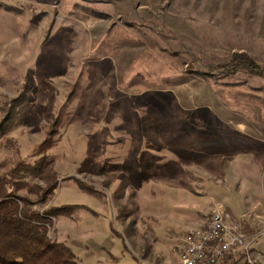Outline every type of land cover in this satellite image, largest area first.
<instances>
[{
	"label": "rangeland",
	"instance_id": "rangeland-1",
	"mask_svg": "<svg viewBox=\"0 0 264 264\" xmlns=\"http://www.w3.org/2000/svg\"><path fill=\"white\" fill-rule=\"evenodd\" d=\"M240 53L264 69V0H0V174L52 161L45 204L15 193L64 208L49 236L77 264L102 228L106 264H175L216 209L247 233L264 209V77Z\"/></svg>",
	"mask_w": 264,
	"mask_h": 264
},
{
	"label": "trees",
	"instance_id": "trees-1",
	"mask_svg": "<svg viewBox=\"0 0 264 264\" xmlns=\"http://www.w3.org/2000/svg\"><path fill=\"white\" fill-rule=\"evenodd\" d=\"M234 57L239 65L264 77V69L246 55L240 53ZM28 178L43 181L45 188L33 191ZM56 186L53 163L45 159L33 165L19 163L10 172L0 174V264H77L71 248L49 236L53 220L64 208L40 211L32 207L27 197L15 193L27 190L35 193L38 203L45 204Z\"/></svg>",
	"mask_w": 264,
	"mask_h": 264
},
{
	"label": "built area",
	"instance_id": "built-area-1",
	"mask_svg": "<svg viewBox=\"0 0 264 264\" xmlns=\"http://www.w3.org/2000/svg\"><path fill=\"white\" fill-rule=\"evenodd\" d=\"M262 236L264 230L258 234H248L216 209L205 225L192 228L181 237L176 245L175 264H220L227 255L239 251L246 254L248 264H264L257 263L248 255L254 241Z\"/></svg>",
	"mask_w": 264,
	"mask_h": 264
},
{
	"label": "crops",
	"instance_id": "crops-1",
	"mask_svg": "<svg viewBox=\"0 0 264 264\" xmlns=\"http://www.w3.org/2000/svg\"><path fill=\"white\" fill-rule=\"evenodd\" d=\"M254 210L255 209L251 210V212L247 214L248 215L247 224L245 223L247 233L252 234V235L256 233L254 232L255 231L254 227L256 228H259L261 226L264 227L263 225L264 224V213H262L264 209H261V210L259 209L258 212H255ZM234 214L235 213H233L232 215L234 216ZM95 226H98V225H95ZM170 232L172 236L174 237L177 235L175 233L176 232L175 229H172V230L170 229ZM165 235L169 236L168 234L164 233V236ZM101 236H104V238H100ZM174 237L170 241H172ZM78 239L79 237L76 240H74V242L80 243L83 237L81 238V240H78ZM86 239L90 243V251H88L89 252L88 256H90V264H102V263L106 264L109 261H111V259L108 258L109 252L107 251L108 252L107 254V253H103L101 250L104 248H107L109 250H113L114 248H116V245L113 244L115 243L114 242L115 239H114V235L112 232L109 235L108 230L105 228L98 229L97 231L93 230V232L92 231L90 232V239L87 237ZM100 239H104L105 244L98 243V240ZM180 239H181V236L177 238V242L174 245V253H175L176 258H177L176 245L179 243ZM84 241H85V237H84ZM83 245L87 247L86 244H83ZM248 255H250L252 259L256 260L257 263L264 262V236L254 241L252 248L248 252ZM114 256L116 255L114 254ZM135 257H136V254H135ZM138 263L142 264V261L138 259ZM220 264H248V263L246 259V254L243 251H240L237 253H232V254L227 255Z\"/></svg>",
	"mask_w": 264,
	"mask_h": 264
}]
</instances>
